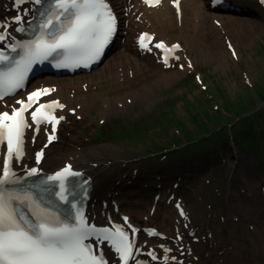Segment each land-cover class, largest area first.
Instances as JSON below:
<instances>
[{
    "label": "rangeland",
    "instance_id": "1",
    "mask_svg": "<svg viewBox=\"0 0 264 264\" xmlns=\"http://www.w3.org/2000/svg\"><path fill=\"white\" fill-rule=\"evenodd\" d=\"M251 6L230 5L219 8L216 13L221 17L239 18V29L251 34L249 38L239 36L241 58L221 53L225 45L228 47L230 34L227 29H220L211 33L204 45L206 48L210 44L220 51L218 58L212 60L205 54L202 57L197 55L195 66L167 84L158 81L162 78L161 72L152 71L150 76L146 74L130 87L116 86L111 77L94 81L90 86L81 85L79 89L67 90L65 86L66 92L76 95L80 92H90L91 95L93 92L97 100L93 102L92 110L80 113L81 118L76 119V114H69L67 120L61 123L58 137L46 150L48 159L76 156L79 161L76 167L87 164L96 170L105 187L119 186L120 192L115 195L125 194L128 197L124 210L134 212V217L141 223L158 226L166 223L168 227L166 221L170 219L166 217V207L172 205L168 202H161L155 207L156 218L147 221L138 216V212L148 213V207L143 205L153 203L154 193H168L174 198H181L185 208H190L195 218L205 221L203 232L210 236L208 239L214 247L217 245L218 248L222 240L229 241L234 236L235 245L244 248L248 261L252 258L250 234L255 233V229L252 223L240 216L234 217V214H246L254 206V201L264 208V136H255L260 129L258 124L264 127V107L260 112H255L253 119L252 135L260 143L257 147L255 143L248 145V152L244 150V141L233 133L238 120L233 123L229 121L228 128L218 138L208 143V147L199 154H191L187 160L173 148V138L175 134L184 137L188 130L195 133V125L199 119H204L207 110L212 113L222 110L221 94L215 89L216 85H220L228 97L235 98L241 94H251L249 87L263 77L264 24L260 20H264V14ZM253 27L254 32L250 33ZM121 28L122 24L109 56L116 51L118 43L126 42L119 41ZM90 73L81 75L84 78ZM62 77L67 80L70 75L45 76L35 80L32 85L42 82L50 85ZM141 84L153 86L149 91L151 94L144 100L130 94L132 99L128 107L120 109L121 101L118 104L117 99L128 92L141 91ZM188 99L194 104H187ZM199 99L200 105L197 103ZM106 109V115L101 114ZM157 119L160 121L155 122ZM164 119L169 122L166 126ZM102 125L110 126L103 127L104 133L101 134L97 129ZM117 127L120 130L133 127L140 131L137 135L131 134V138L136 139L121 143L112 137ZM39 136V140H32L31 154L43 150L47 144L48 135L44 133ZM28 142L31 143V140L26 139ZM255 148L258 153L252 154ZM135 206H139V209ZM259 215L264 218V213Z\"/></svg>",
    "mask_w": 264,
    "mask_h": 264
},
{
    "label": "bare ground",
    "instance_id": "2",
    "mask_svg": "<svg viewBox=\"0 0 264 264\" xmlns=\"http://www.w3.org/2000/svg\"><path fill=\"white\" fill-rule=\"evenodd\" d=\"M113 1L116 4L117 10L123 14L122 33H120L119 41L126 40V42L118 43L116 51L110 56L106 57L107 53H105L103 60L97 65V69H92L91 73L84 76V78L81 75L82 73H80L75 76L70 75L67 80L62 77L56 81L54 80L52 82L53 84H50L51 88L55 89V91H52L48 98L57 100L64 105V108L55 109V115L57 117H64L56 126L54 133L56 138L61 129V123L67 120L69 114H76V119L81 118L82 115L80 113L84 114V112L92 110L93 102L97 100V98L93 96V92L91 95L90 92H80L76 95L66 92V88L67 90L70 88L79 89L81 85L90 86L94 81L107 77H111L116 86L120 84V86L130 87L133 82H138L140 78L145 77L146 74L150 76L152 71L161 72L162 78L158 81L167 84L177 78L179 74L184 73L186 70H190L193 65L195 66L197 55L202 57L205 54V56H209L212 60L217 57L220 51H217V49L210 44H208L206 48L204 46L206 44L205 40H209L211 33L218 32L220 29V31L227 29L230 34V42H228V47L225 45L221 53L225 55L229 54L233 58H235V55L241 58L242 52H240V50H242V48L240 47L239 36L245 38L251 37V34H246L239 29V18L221 17V14H216L219 12L218 8L213 6L211 0H181L179 11L174 7L175 0H161L160 4L156 6H148L143 0ZM228 1L231 5L249 7L253 5L264 14V2H262V0ZM13 4L14 0H0V23L10 24L11 27L8 31L16 33L18 27L11 20L12 16L16 15V13H14ZM34 6V3L27 5L29 11L23 16L24 21L33 15ZM219 8H221V6H219ZM257 9L255 10L258 11ZM217 20H221V26L216 23ZM260 23L264 24V20H260ZM0 30L3 31V29ZM233 30H237V32ZM252 32H254V27L251 29L250 33ZM144 33L153 35L151 42L147 44L148 49L151 50L140 47L138 39ZM117 35L118 33L115 34L114 41ZM161 41L167 48H171L172 45L175 44L180 46L177 50H172V56L170 57H168V51L165 50V58L168 57L167 63H165V58L162 57L164 51L155 47V45ZM229 45H231V47H229ZM233 51H235V55H233ZM176 57H179V59ZM181 65H183V67H181ZM141 85L143 87L141 91H131L130 93H126V95H122L120 99H117L118 104L119 101H121L120 109L128 107V102L132 99L131 95L135 98L144 100L151 94L149 91L153 86L145 87L144 84ZM10 102L11 104L8 108L16 106V104L9 99L0 102V107H5ZM106 113L107 109L102 111L101 114L106 115ZM251 120L252 119H248L247 121ZM25 130H28L26 139L31 140V143H24V156L18 161L15 159L13 160L12 168L14 170L28 173L30 169L36 168L37 173L32 176L39 178L48 173L58 171L62 167L71 166V169L79 172L80 178L86 179V184L89 188L88 203L86 205L88 214L99 217L104 216V213L108 211L118 214L119 217L122 216L121 213L125 212L134 216V212L124 210V208L120 212L115 211L112 204H109L108 208L105 207L109 202L119 203L124 206L128 197L125 196V194L118 197L115 195L120 192L121 188L119 186L105 187L93 167L84 163H82L83 165L81 167H76L79 163L76 156H66L62 159H48L46 154V150L50 145L48 138L46 141L47 147L44 146L43 148L42 158L39 161L36 160V153L33 152V154H31L32 140L34 138L36 141L39 140V135H44V133L45 135L51 134V124L42 123L38 132L35 131V125ZM261 133V130L255 132V134ZM5 154L6 146H0V165H2ZM60 163L63 164L60 165ZM65 163L68 164L66 165ZM0 172H2V168H0ZM160 195L161 196H152L153 203L143 205L144 207H148V213L138 212V216L147 221H149V219L151 220V218H156L158 214L156 208H154L155 200L159 203L164 202L165 204L167 201L172 200L173 204L166 207V217L173 221H166L168 222V227L166 223L160 227L155 226L161 233L167 234V238H153L150 243H141V256L147 257L145 251L153 250L158 251L162 259L165 255L168 256L169 259L166 262L163 261V264H264V218L259 215L261 212L264 213L263 205L254 201V206L248 210L246 214H240V212L234 214V217L240 216L242 219L252 223V228L255 229V233L250 234L251 243L249 246L251 248L252 258L248 261V259L245 258L246 252L244 248L235 245L234 236H232L231 239L229 238V241L223 242L222 240L218 248L217 245L214 247L215 245L213 246L208 239L210 236H207L203 232L205 221L201 218H195L191 213V209L185 208L184 200L176 197L172 198L168 193H161ZM177 205H179L180 208H178ZM135 207L139 209V206ZM158 209L161 208L158 207ZM180 209H183L184 215L180 214ZM200 221H202V223H199ZM136 223L140 225L138 220H136ZM177 234H180L181 237L177 238ZM160 245L170 246L172 251L165 252L160 248ZM104 250L106 256L112 258L116 256L109 248H104ZM172 257H175V259L172 260ZM211 260L212 263L210 262Z\"/></svg>",
    "mask_w": 264,
    "mask_h": 264
},
{
    "label": "snow or ice",
    "instance_id": "3",
    "mask_svg": "<svg viewBox=\"0 0 264 264\" xmlns=\"http://www.w3.org/2000/svg\"><path fill=\"white\" fill-rule=\"evenodd\" d=\"M26 0H15V6L19 8ZM146 5H159L161 0H143ZM177 9L178 0H175ZM264 2V0H262ZM35 4H41L42 0H34ZM42 19L38 25L39 34L25 43L15 41L7 44L11 52L19 58L6 54L0 50V63L6 67L0 68V99L15 93L24 87L27 73L33 64L43 62L50 57H60L57 67H78L81 64L87 67L100 59L106 46L112 40L117 27V18L107 0H53L46 12L40 13ZM23 16L17 15L13 23L20 24ZM7 23H0V42H5L8 37ZM24 32L23 27L16 29ZM152 39L147 33L139 38L140 47L148 49L145 39ZM156 48H165L171 52L180 46L178 44L167 48L161 41ZM231 47V45H229ZM151 50V49H148ZM233 51V55H235ZM179 59V57H176ZM167 63V58H165ZM191 66V65H189ZM183 67V65H181ZM55 89L41 88L28 93L26 99H19L11 111L0 112V146H6V154L3 158L2 172H0V264H108L103 252L92 244H86L89 237H95L97 245L108 242L115 252L119 254L122 264H129L133 259L134 243L129 235L121 227L112 229H96L89 226L78 212L74 223L62 220L55 212L42 208L40 203L33 199L28 190H10L6 185L18 184L15 172L12 168L13 160H20L24 156L25 129L35 125V131H39L42 123L51 124L52 133L48 135L51 143L56 126L63 116L57 117L55 109L64 108L57 100L48 103H40L41 97L50 94ZM30 112L29 123L26 113ZM47 147V145H45ZM43 156V150L36 153V160ZM37 173L36 168L29 170L28 175ZM79 173L71 171V166L65 167L54 176L47 179L59 181V192L55 193L61 201L69 202L65 195V181ZM28 202L33 221L19 205ZM18 202V203H14ZM75 207V205H73ZM180 208L179 205H177ZM180 214L184 215L183 209ZM135 232V230H133ZM151 235H156L151 230ZM165 252L170 249H165ZM148 255L156 260L154 252ZM166 262L168 256L163 257ZM175 259V257H172ZM139 264V262H137Z\"/></svg>",
    "mask_w": 264,
    "mask_h": 264
},
{
    "label": "trees",
    "instance_id": "4",
    "mask_svg": "<svg viewBox=\"0 0 264 264\" xmlns=\"http://www.w3.org/2000/svg\"><path fill=\"white\" fill-rule=\"evenodd\" d=\"M262 72H260L259 74H261ZM215 89L218 90V92L221 94L222 110L219 111V113H212L208 110L204 112V119H199L198 124L195 125V133H193L192 130H188L186 133H184V137H180L177 134L174 135L173 148L177 149L178 155H181L186 160L190 158L191 154H199L198 152L208 147L206 146L208 143L218 138L222 131L228 128L229 121L233 123V121L231 120L232 118H229L227 115H225L223 111L228 113L229 115L235 116L233 119H238V126L233 133L234 136L244 141L246 145V147H244V150L247 151L248 145L252 146L254 143H256V140L252 135V129L254 128L253 119L255 117V112H260V109L264 107V75L263 77H259L258 80L254 82L251 87H249L250 92H252L251 94H241L236 96L235 98H231L226 95L224 89L220 85H216ZM211 95H213L212 92ZM186 103L189 105H191V103L194 104V102L190 99H188ZM197 103L199 105L201 104L200 99L199 101H197ZM195 107L197 108L196 105ZM194 112L195 115L197 110ZM248 119L252 120L247 121ZM156 121H160V119L155 120V122ZM164 121L166 126L169 122L167 123V119H164ZM239 124L242 125L240 126ZM109 126L102 125V127L99 129L100 133H104L103 127ZM259 126L260 130L262 131V135L264 136V127L260 124ZM117 128L118 129L115 130L114 134H112V137L120 142L136 139L137 137L131 138V134L137 135V133L140 131L139 129H137L138 126L136 129L133 127H123L121 130L119 127ZM210 131H212V134L210 133ZM213 134L214 136L211 139V135ZM256 135L257 134H255V136ZM158 147L160 148V146ZM169 147L171 146H168V148ZM160 150L162 151L163 149ZM254 150H256V148Z\"/></svg>",
    "mask_w": 264,
    "mask_h": 264
}]
</instances>
